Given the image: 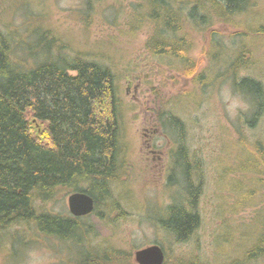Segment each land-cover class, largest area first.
<instances>
[{
    "label": "rangeland",
    "instance_id": "374dc122",
    "mask_svg": "<svg viewBox=\"0 0 264 264\" xmlns=\"http://www.w3.org/2000/svg\"><path fill=\"white\" fill-rule=\"evenodd\" d=\"M88 2L91 6L86 11ZM140 2L143 0H0V29L11 34L21 63L38 61L27 49L38 52L35 40L41 33L51 32L65 45L66 54L98 61L113 71L126 161L122 185L114 188L124 217L118 211L100 208L104 220L95 211L79 221L90 236L78 231L68 241L45 238L33 228H10L0 235V264H80L82 243L88 237L91 246L129 255L127 264H135V251L151 245L160 246L170 264L174 259L224 264L249 247L258 233L264 184L239 172L243 156L238 140L242 138L247 146L255 140L264 142V119L250 131L249 102L236 93L231 80L215 77L222 73L226 59L213 67L203 53L214 33L227 44L236 32L264 25V0L236 18V27L214 22L202 32L191 31V57L197 69L211 78L214 75L205 92L147 51L151 26L145 23L131 34L130 18ZM253 50L256 65L250 71H240L238 80L255 78L264 84V40ZM164 112L184 125L185 144L203 171L197 207L200 226L182 244H175L153 224L167 207L184 197V176L173 168L177 136L166 125L168 115ZM239 189L260 191L255 203L238 208ZM70 194L60 192L52 201L40 203L41 211L71 216L67 207Z\"/></svg>",
    "mask_w": 264,
    "mask_h": 264
},
{
    "label": "trees",
    "instance_id": "16d2710c",
    "mask_svg": "<svg viewBox=\"0 0 264 264\" xmlns=\"http://www.w3.org/2000/svg\"><path fill=\"white\" fill-rule=\"evenodd\" d=\"M258 1L143 0L132 12L130 32L145 23L151 26L147 51L205 92L214 75L211 78L197 69L191 57V33L207 30L214 22L236 27V18ZM90 6L88 2L86 11ZM187 28L191 30L187 32ZM54 36L51 32L41 33L35 40L38 52L26 47L32 59L38 61L23 64L15 54L11 34L0 29V235L10 228L27 227L45 238L61 241L70 240L78 231L90 236L89 229L79 222L84 217L54 216L41 211L40 203L52 201L60 192L91 196L93 213L97 211L101 220L104 216L99 209L103 207L120 212V217L125 215L114 198V188L122 185L126 163L116 75L98 61L66 54L65 45ZM213 36L203 54L213 67L226 59L222 73L215 77L231 80L236 93L247 99L251 114L247 123L252 132L264 119V84L255 78L238 80V74L256 65L253 47L264 40V25L236 32L227 44L215 38V33ZM164 114L168 115L166 125L177 136L172 150L173 168L184 176V197L167 207L153 224L175 244H182L200 226L197 207L203 171L185 144L182 122L170 113ZM238 145L243 156L239 172L264 184V142L255 140L247 146L240 138ZM238 192L236 206L244 208L255 203L260 191ZM262 198L261 226L253 242L224 264H264V194ZM89 241L88 237L82 243L80 264H127L130 260L129 255L113 248L91 246ZM165 258L164 264H170L166 255ZM194 260L174 259V264H198Z\"/></svg>",
    "mask_w": 264,
    "mask_h": 264
},
{
    "label": "water",
    "instance_id": "95a60500",
    "mask_svg": "<svg viewBox=\"0 0 264 264\" xmlns=\"http://www.w3.org/2000/svg\"><path fill=\"white\" fill-rule=\"evenodd\" d=\"M69 214L74 218L86 217L94 211V200L86 193H72L67 198ZM135 264H164L165 253L158 245L147 246L133 254Z\"/></svg>",
    "mask_w": 264,
    "mask_h": 264
},
{
    "label": "flooded vegetation",
    "instance_id": "af4514ba",
    "mask_svg": "<svg viewBox=\"0 0 264 264\" xmlns=\"http://www.w3.org/2000/svg\"><path fill=\"white\" fill-rule=\"evenodd\" d=\"M130 84H131V82H130ZM152 133H153V134L156 133V130H154Z\"/></svg>",
    "mask_w": 264,
    "mask_h": 264
},
{
    "label": "bare ground",
    "instance_id": "6f19581e",
    "mask_svg": "<svg viewBox=\"0 0 264 264\" xmlns=\"http://www.w3.org/2000/svg\"><path fill=\"white\" fill-rule=\"evenodd\" d=\"M165 260H166V258H165Z\"/></svg>",
    "mask_w": 264,
    "mask_h": 264
}]
</instances>
